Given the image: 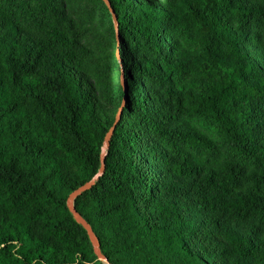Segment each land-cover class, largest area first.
<instances>
[{
	"label": "trees",
	"instance_id": "trees-1",
	"mask_svg": "<svg viewBox=\"0 0 264 264\" xmlns=\"http://www.w3.org/2000/svg\"><path fill=\"white\" fill-rule=\"evenodd\" d=\"M109 2L0 0V264H104L121 109L110 263L264 264V0Z\"/></svg>",
	"mask_w": 264,
	"mask_h": 264
},
{
	"label": "water",
	"instance_id": "water-1",
	"mask_svg": "<svg viewBox=\"0 0 264 264\" xmlns=\"http://www.w3.org/2000/svg\"><path fill=\"white\" fill-rule=\"evenodd\" d=\"M105 2V4L107 5V7L109 8V10L111 11L113 18H114V23L116 26V32H117V39L120 42V37H119V30H120V25L118 22V18L117 15L115 13V11L112 9V6L109 2V0H103ZM118 57L120 59V55L118 53ZM122 83L123 85H125V74L123 71L122 74ZM121 117H122V109L120 110V112L117 115L116 118V123L114 125V127L111 129V131L108 133L106 139H105V143L102 149V154H101V169L99 174L88 184H86L84 187L80 188L79 190H77L76 192H74L69 200H68V207L69 210L71 211V213L73 214L76 222L78 224H80L88 233L90 241L94 247V251L96 256L98 257L99 261L104 263V264H111L110 261L103 255L102 250H101V244L99 242V239L97 238L96 234L94 233V230L92 229V227L87 223L86 220H84V218L78 213L77 209H76V201L79 199V197H81L83 194L87 193L88 191H90L95 185L96 182L104 176V174L106 173V162H107V157H108V153L110 151V147H111V142L114 138V135L116 133V129L117 127L120 125L121 123Z\"/></svg>",
	"mask_w": 264,
	"mask_h": 264
}]
</instances>
